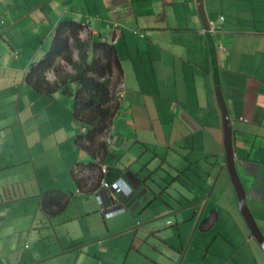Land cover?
Masks as SVG:
<instances>
[{
	"label": "crops",
	"instance_id": "obj_1",
	"mask_svg": "<svg viewBox=\"0 0 264 264\" xmlns=\"http://www.w3.org/2000/svg\"><path fill=\"white\" fill-rule=\"evenodd\" d=\"M202 6L207 26L197 0H0V264H264L239 205L264 236V0ZM64 20L118 57L95 158L76 84L28 76ZM103 166L129 196L100 187ZM50 191L68 197L54 214Z\"/></svg>",
	"mask_w": 264,
	"mask_h": 264
},
{
	"label": "trees",
	"instance_id": "obj_2",
	"mask_svg": "<svg viewBox=\"0 0 264 264\" xmlns=\"http://www.w3.org/2000/svg\"><path fill=\"white\" fill-rule=\"evenodd\" d=\"M82 29L83 26L75 20L59 22L49 50L32 67L28 76L34 88L44 92L54 88L66 90L69 84H76L73 113L88 128L83 139L89 142L88 146L95 158L107 150L106 142L101 139L107 133L114 112L113 92L120 82V70L114 46L104 41L90 42L82 39ZM75 52L77 59L74 58ZM66 66H70L72 72ZM47 71L55 74L54 82L50 83L46 79ZM118 175L119 169L109 166L99 180L105 177L112 181ZM81 181L78 180L79 183ZM67 201L68 197L63 192L50 191L42 194L39 206L44 213L54 214L62 210Z\"/></svg>",
	"mask_w": 264,
	"mask_h": 264
},
{
	"label": "water",
	"instance_id": "obj_3",
	"mask_svg": "<svg viewBox=\"0 0 264 264\" xmlns=\"http://www.w3.org/2000/svg\"><path fill=\"white\" fill-rule=\"evenodd\" d=\"M197 6H198V10L200 12L201 18L203 19V24L204 26H207L208 23L206 22V17L204 15V10H203V6H202V0H197ZM230 143L227 145V152H228V156H227V165L228 167L231 168V171L234 172V164H233V160H232V156H231V152H230ZM239 205H240V211L244 216V219L251 231V236H254L259 244L262 246V248L264 249V236L261 234V232L259 231L252 215L250 214L247 206H246V202H245V196L243 191L241 190V194H239Z\"/></svg>",
	"mask_w": 264,
	"mask_h": 264
},
{
	"label": "built area",
	"instance_id": "obj_4",
	"mask_svg": "<svg viewBox=\"0 0 264 264\" xmlns=\"http://www.w3.org/2000/svg\"><path fill=\"white\" fill-rule=\"evenodd\" d=\"M123 93H124V84L123 82H119L113 92V95L116 97V99L118 101L121 100V98L123 97ZM108 140V139H107ZM106 167L103 166L101 168V172L102 174L106 173ZM100 187L101 188H105V189H110L114 192H116L117 194H120L122 196H129L132 192L131 188L129 187V185L126 183V181L123 178H116L112 181H108L105 177H102L100 179ZM98 202L102 203V198L98 195ZM118 212L120 211H124V208H118L117 210Z\"/></svg>",
	"mask_w": 264,
	"mask_h": 264
}]
</instances>
